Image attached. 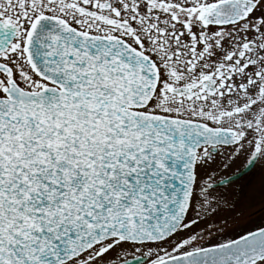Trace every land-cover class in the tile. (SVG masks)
Returning <instances> with one entry per match:
<instances>
[{
  "label": "snow or ice",
  "instance_id": "1",
  "mask_svg": "<svg viewBox=\"0 0 264 264\" xmlns=\"http://www.w3.org/2000/svg\"><path fill=\"white\" fill-rule=\"evenodd\" d=\"M256 172L264 0H0V264H264Z\"/></svg>",
  "mask_w": 264,
  "mask_h": 264
},
{
  "label": "flooded vegetation",
  "instance_id": "2",
  "mask_svg": "<svg viewBox=\"0 0 264 264\" xmlns=\"http://www.w3.org/2000/svg\"><path fill=\"white\" fill-rule=\"evenodd\" d=\"M240 161H237V164H240ZM260 174L258 172L254 174H250L248 177L249 183L240 185V182L237 181L236 184L232 186V189L230 192L233 193V195L243 198L244 194L247 192V188L250 186L251 182L255 179V177L259 176ZM237 185L239 186V189H237ZM245 192V193H244ZM258 194H261L259 192ZM264 198V193L260 196L259 200H234L235 204H237L236 208H239V212L244 213L245 218H251L252 221L254 222H259L262 218H264V201L262 200Z\"/></svg>",
  "mask_w": 264,
  "mask_h": 264
},
{
  "label": "rangeland",
  "instance_id": "3",
  "mask_svg": "<svg viewBox=\"0 0 264 264\" xmlns=\"http://www.w3.org/2000/svg\"><path fill=\"white\" fill-rule=\"evenodd\" d=\"M246 190L247 192L246 194H244L243 198L236 196V193L235 195H233L232 192H230V198L235 200L237 197L236 201L238 200H247V201L248 200H259L260 196L264 193V185H262L261 183L260 175L255 177L253 182H251L250 186ZM259 192H261V194H258ZM262 200L264 201V198H262ZM236 207H237V204H236ZM235 211L239 212V208H236ZM224 215L231 217L233 213L230 211H225Z\"/></svg>",
  "mask_w": 264,
  "mask_h": 264
}]
</instances>
